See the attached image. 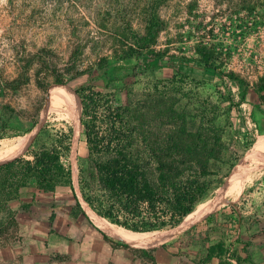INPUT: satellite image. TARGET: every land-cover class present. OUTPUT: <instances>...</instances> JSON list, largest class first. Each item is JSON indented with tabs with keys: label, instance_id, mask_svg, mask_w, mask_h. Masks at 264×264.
<instances>
[{
	"label": "rangeland",
	"instance_id": "obj_1",
	"mask_svg": "<svg viewBox=\"0 0 264 264\" xmlns=\"http://www.w3.org/2000/svg\"><path fill=\"white\" fill-rule=\"evenodd\" d=\"M151 21L160 29L155 42L140 54H128L127 46L135 36L145 35ZM151 59L158 62L149 65ZM261 78L264 0H0V151L20 148L12 159L33 141H46L71 125L74 136L67 162L76 186V155L85 148L78 131L81 109L77 121L47 110L51 87L65 88L77 103L80 99L74 90L88 86L105 99L124 103L127 92L138 95L154 80H172L183 87L185 101L218 104L223 112L219 123L235 146L214 165V189L201 201L207 202L223 194L246 171L245 185L264 180V153L256 164L248 161V152L264 137V128L257 122L264 100L254 91ZM56 79L62 84L56 85ZM237 85L239 93L232 92ZM41 127L43 131L37 134ZM42 198L74 204L66 185ZM234 198L238 201L239 195ZM229 201L206 208L197 221ZM201 228L208 232L206 225ZM186 229L154 246L135 251L120 247L125 252L108 264H188L191 234L182 242L187 257L179 258L180 249L174 245ZM169 230L174 231H163Z\"/></svg>",
	"mask_w": 264,
	"mask_h": 264
},
{
	"label": "trees",
	"instance_id": "obj_2",
	"mask_svg": "<svg viewBox=\"0 0 264 264\" xmlns=\"http://www.w3.org/2000/svg\"><path fill=\"white\" fill-rule=\"evenodd\" d=\"M159 30L151 21L145 35L135 36L127 46L128 54H140L150 47ZM151 60L149 65H154L157 59ZM55 83L61 85L62 81L56 79ZM254 86L259 100H264V78ZM74 92L80 99L78 131L81 129L85 143L82 154L76 155L77 186L67 162L74 136L71 125L46 141H33L23 154L0 160L5 161L0 163V245L17 237L16 210L10 203L19 200L28 187L54 193L66 185L74 200L70 209L73 219L86 216L84 201L109 222L135 232L178 226L213 191L214 165L235 146L219 123L223 112L218 104L185 101L183 87L172 80H154L138 95L127 92L124 103L105 99L91 86ZM231 176L232 170L228 178ZM216 210L206 212L200 221L210 219L209 214ZM191 227L184 234L192 231ZM128 245L113 244L135 251ZM213 256L218 264L240 261L236 248L219 241L194 263L209 264Z\"/></svg>",
	"mask_w": 264,
	"mask_h": 264
},
{
	"label": "crops",
	"instance_id": "obj_3",
	"mask_svg": "<svg viewBox=\"0 0 264 264\" xmlns=\"http://www.w3.org/2000/svg\"><path fill=\"white\" fill-rule=\"evenodd\" d=\"M252 92L249 89L248 94ZM257 122L264 128V112H259ZM262 138L259 137L253 147ZM54 193L28 187L19 200L11 201L12 208L16 210L17 237L0 245V264H108L117 260L120 252H125L120 246L114 247V243L125 242L132 248H144L100 229L87 214L84 205L86 216L73 219L70 216L71 204L42 198ZM238 195V201L228 200L226 207L209 214L210 219L196 220L191 224L193 227L190 226L192 231L184 234L186 229L182 233L174 243L180 249L179 258L187 257L182 242L191 234L189 244L193 249L189 253L188 264H195L190 260L192 257H204L207 248L219 241L236 248L240 257L239 262L230 259L225 264H264V180L248 183ZM52 208L54 211H51ZM205 225L208 232L201 228ZM209 264H218V258L213 256Z\"/></svg>",
	"mask_w": 264,
	"mask_h": 264
},
{
	"label": "bare ground",
	"instance_id": "obj_4",
	"mask_svg": "<svg viewBox=\"0 0 264 264\" xmlns=\"http://www.w3.org/2000/svg\"><path fill=\"white\" fill-rule=\"evenodd\" d=\"M67 91L65 88L60 86L51 87L48 93L46 109L57 111L59 113L62 112L64 117H67L70 120L77 121V116L80 112L81 104L79 101L77 103L75 100H73V98H71L68 95ZM19 151L20 148L5 147L3 150L0 151V160H8L11 157H13L15 153ZM263 153H264V137L260 139L251 150L249 156L250 157L249 162H252V164L253 163L256 164L260 159L261 154ZM248 175H249V171L244 172V174L241 177H239L235 182L230 184V186L226 189V191L223 194L219 195L218 197L211 199L207 202H201L196 204L193 210L185 216L183 221L177 227L173 228L174 231L171 230L169 231L161 230V231H152V232L131 231L116 224H113L104 217H101L100 215L95 213L85 202H83V205L85 211L93 220L94 224L98 226L100 229L104 230L111 236H114L118 239L133 244H137L143 247H149L164 242L168 239H171L173 236L176 235V232H180L188 228L199 218L200 215H202V213L206 208L219 206V204H221L224 200H230L231 198L236 197L243 189Z\"/></svg>",
	"mask_w": 264,
	"mask_h": 264
},
{
	"label": "built area",
	"instance_id": "obj_5",
	"mask_svg": "<svg viewBox=\"0 0 264 264\" xmlns=\"http://www.w3.org/2000/svg\"><path fill=\"white\" fill-rule=\"evenodd\" d=\"M231 90H232V92L239 93V86L237 85L235 87H232ZM237 234H238V231L236 230L235 231V235H237Z\"/></svg>",
	"mask_w": 264,
	"mask_h": 264
}]
</instances>
